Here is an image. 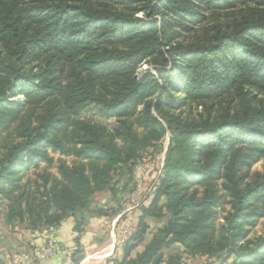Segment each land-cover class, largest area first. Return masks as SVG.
Segmentation results:
<instances>
[{
	"label": "trees",
	"instance_id": "obj_1",
	"mask_svg": "<svg viewBox=\"0 0 264 264\" xmlns=\"http://www.w3.org/2000/svg\"><path fill=\"white\" fill-rule=\"evenodd\" d=\"M142 64L155 73L136 75ZM187 104L203 114L183 117ZM89 105L113 126L81 119ZM167 130L155 194L106 264L220 252L264 264V232L248 237L264 215V166L245 172L264 158V0H0L4 223L27 217L46 231L72 217L78 244L94 196L116 198L121 166L131 175ZM50 151L73 159L58 164L59 187H25L20 171L51 163ZM151 218L167 220L136 251Z\"/></svg>",
	"mask_w": 264,
	"mask_h": 264
},
{
	"label": "rangeland",
	"instance_id": "obj_2",
	"mask_svg": "<svg viewBox=\"0 0 264 264\" xmlns=\"http://www.w3.org/2000/svg\"><path fill=\"white\" fill-rule=\"evenodd\" d=\"M130 12V11H129ZM136 16L141 17L142 13H138ZM199 31V30H198ZM151 71L152 73H155L153 68L147 64H142L138 71L136 72V75H140L143 71ZM18 98H21L20 96ZM204 110L202 106L196 107L194 105L191 106V104H187L186 107L180 110V115L183 117H189V118H198L200 114H203ZM79 117L83 120H91L94 122H98L104 125H107V127H111L114 124V119L111 117H105L99 114V109L95 107L94 105H89L83 108V110L80 112ZM10 138V137H9ZM171 138V133L167 130L162 139L159 143V148L156 149H148L143 154L140 160L136 161L134 164L132 174H129V167L127 166H121V169L119 173L113 178L112 184H114L115 191H116V198H111L109 195V192L103 191L97 193L96 196H94L92 204L89 208L94 207L96 209V212H101L100 214H106V212L109 211V206H114V208H118L121 210L123 219H120L119 222V229H118V237H122L123 235L127 234V227H132V229L135 227L138 221V217L140 216V206L141 205H147L150 200L153 198L156 188L159 185L160 177L163 173V164L164 159L166 156V152L168 150L169 142ZM12 138H10L11 140ZM2 140H0V148L2 146ZM7 141V140H6ZM1 150V149H0ZM49 156L52 158L51 163H45L40 162L37 167L30 168L27 170L20 171L23 175V182L25 181V187L30 186L33 191L36 190V186L40 187L39 190L43 191L44 189L51 191L52 188L57 189L59 186L55 185L53 182V179L59 180L60 174L58 173V164L60 162H66L67 164H71L72 157L62 155L58 152H49ZM264 166V158L260 159L256 163H253L245 172L248 176H251V174L255 172H262ZM48 175V182L44 185V180L46 178H43V176ZM24 184V183H23ZM27 185V186H26ZM46 186V187H44ZM35 197L38 198V192H35ZM106 197V198H105ZM4 204H6V199L1 198L0 196V235L4 233H9L12 238L16 239V242L21 243V240L18 239V236H21L24 232L28 231L31 225L29 222V219L27 217H24L23 219H20L18 216L13 218L11 222L4 223L3 220V214H4ZM113 204V205H112ZM162 203H160L161 206ZM105 206V208H104ZM132 214L136 215V218L132 217L133 215H130V211H126L125 209L127 207H133ZM163 208V206H162ZM220 209V208H219ZM217 209V210H219ZM222 209H220L221 211ZM95 211V210H94ZM51 215H60V212L55 210V208H50ZM113 212H109L108 214H113ZM97 214V215H100ZM126 214H128L126 216ZM126 216V217H125ZM222 216V212L218 213V218ZM134 219L133 222H131ZM136 219V221H135ZM148 223L150 224V230L148 231V236H146V239L143 243L137 245L136 251H140L144 244L149 240L150 233L153 232L154 229L163 226L166 223L167 218L160 219V220H154V219H147ZM254 225L249 228L248 237L249 239H253L257 236H260L264 232V215L256 221L254 220ZM55 228L57 227H50L48 229V232L51 233L52 238L56 239L54 232ZM130 230V228L128 229ZM30 231V230H29ZM103 241L107 245H110V239L106 236V233L103 235ZM13 239V240H14ZM123 241V240H122ZM122 246H118V250H121ZM16 252V250H15ZM18 252V251H17ZM16 252V253H17ZM169 252H177V253H184V249L180 245H175L170 248ZM83 254L77 256L75 261H73V264H81L83 258ZM182 264H232L233 259H227L223 260L224 258V252L217 253L214 256H196V257H188L187 255H182ZM264 258V256H262ZM39 260V259H38ZM81 261V262H80Z\"/></svg>",
	"mask_w": 264,
	"mask_h": 264
},
{
	"label": "crops",
	"instance_id": "obj_3",
	"mask_svg": "<svg viewBox=\"0 0 264 264\" xmlns=\"http://www.w3.org/2000/svg\"><path fill=\"white\" fill-rule=\"evenodd\" d=\"M108 207L110 209L106 214L97 215L94 207L85 212V223L78 244L75 242L77 234L73 229L74 219L72 217L63 219L55 228L54 235L58 250L52 254L44 253L51 236L48 230H28L18 236L21 243L16 242V239L7 232L0 235V264H73V261L81 254L83 257L86 256L82 262L80 261L81 264H106L112 257L119 258L121 250H118V246H122L129 237L132 227H127V234L116 238L120 219L124 216L119 215L121 210L118 208L109 205ZM132 210L130 215H133ZM113 211L112 215L108 214ZM132 217L136 218V215ZM133 221L134 219L131 222ZM105 233L110 239V245L103 241ZM15 250L18 252L16 253Z\"/></svg>",
	"mask_w": 264,
	"mask_h": 264
},
{
	"label": "built area",
	"instance_id": "obj_4",
	"mask_svg": "<svg viewBox=\"0 0 264 264\" xmlns=\"http://www.w3.org/2000/svg\"><path fill=\"white\" fill-rule=\"evenodd\" d=\"M135 206L133 207H127L125 210L126 211H131ZM53 230H51L52 233ZM58 250V245H57V240L52 238V236L49 237L48 241V248L45 250V254H52L53 252H56Z\"/></svg>",
	"mask_w": 264,
	"mask_h": 264
}]
</instances>
